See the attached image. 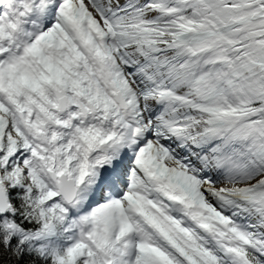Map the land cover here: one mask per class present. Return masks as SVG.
<instances>
[{"label": "snow or ice", "instance_id": "obj_1", "mask_svg": "<svg viewBox=\"0 0 264 264\" xmlns=\"http://www.w3.org/2000/svg\"><path fill=\"white\" fill-rule=\"evenodd\" d=\"M0 264H264V0H0Z\"/></svg>", "mask_w": 264, "mask_h": 264}]
</instances>
